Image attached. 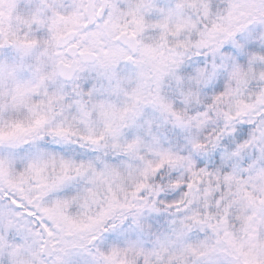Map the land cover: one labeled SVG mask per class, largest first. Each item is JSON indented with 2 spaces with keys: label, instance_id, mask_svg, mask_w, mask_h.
Segmentation results:
<instances>
[{
  "label": "snow or ice",
  "instance_id": "snow-or-ice-1",
  "mask_svg": "<svg viewBox=\"0 0 264 264\" xmlns=\"http://www.w3.org/2000/svg\"><path fill=\"white\" fill-rule=\"evenodd\" d=\"M0 264H264V0H0Z\"/></svg>",
  "mask_w": 264,
  "mask_h": 264
}]
</instances>
